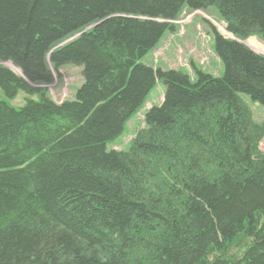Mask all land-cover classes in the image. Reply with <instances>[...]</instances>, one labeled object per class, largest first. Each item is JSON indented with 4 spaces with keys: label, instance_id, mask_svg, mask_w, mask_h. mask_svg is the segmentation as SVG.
Instances as JSON below:
<instances>
[{
    "label": "trees",
    "instance_id": "1",
    "mask_svg": "<svg viewBox=\"0 0 264 264\" xmlns=\"http://www.w3.org/2000/svg\"><path fill=\"white\" fill-rule=\"evenodd\" d=\"M184 7L235 37L214 34L220 76L140 62ZM250 36L264 0H0V61L22 74L0 65V88L29 96L0 99V264H264V121L238 95L264 107ZM65 64L83 83L56 103ZM157 81L128 150H107Z\"/></svg>",
    "mask_w": 264,
    "mask_h": 264
},
{
    "label": "rangeland",
    "instance_id": "2",
    "mask_svg": "<svg viewBox=\"0 0 264 264\" xmlns=\"http://www.w3.org/2000/svg\"><path fill=\"white\" fill-rule=\"evenodd\" d=\"M171 23L175 25L176 33H170L169 30H166L157 46L143 56L140 62L164 70L181 68L188 72L191 77H194V67H198L215 77L220 76L222 72L221 63L213 51L214 34L218 33L229 39H235V37L226 30V24L218 11L213 7L204 10H191L184 7L178 18ZM75 36L77 34L59 43V45H63ZM243 43L255 53L264 56V40L250 36ZM47 58H49V54ZM0 65L22 77L21 71L15 68L11 62L0 61ZM53 74V83L45 86L48 95L57 103L64 100H75L76 90L83 83L82 66L65 64L58 72L53 71ZM162 95L163 85L159 83L149 94L145 105L127 122L123 133L114 141L107 143V150H112L113 147L128 150L131 138L143 125L142 116L151 106L160 105ZM238 95L251 110L253 119L258 122L264 121V107L253 103L246 95ZM28 97L23 91H20L15 98L8 99L0 88V99L7 101L13 107H21ZM31 98L38 100V95L31 96ZM259 148L264 153V138L260 141Z\"/></svg>",
    "mask_w": 264,
    "mask_h": 264
}]
</instances>
